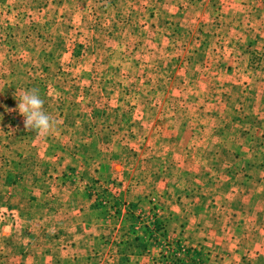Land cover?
Returning <instances> with one entry per match:
<instances>
[{
	"label": "rangeland",
	"instance_id": "374dc122",
	"mask_svg": "<svg viewBox=\"0 0 264 264\" xmlns=\"http://www.w3.org/2000/svg\"><path fill=\"white\" fill-rule=\"evenodd\" d=\"M261 4L0 2V264H23L18 252L28 235L41 238V249L59 252L41 258L43 264H88L84 240L92 235L99 245L105 230L81 228L90 219L78 213L81 208L105 219L106 195L115 202L117 187L148 170L162 184L179 186L197 181L180 177L183 169L226 168L202 159L197 128L213 116L197 107L223 103L220 89H228V74L257 70L264 61V48L251 39L264 29ZM31 88L39 89L44 110L58 121L49 136L27 130L16 110ZM222 200L216 194L205 209L223 207ZM157 238L151 261L162 264L170 238Z\"/></svg>",
	"mask_w": 264,
	"mask_h": 264
},
{
	"label": "crops",
	"instance_id": "0c3cea01",
	"mask_svg": "<svg viewBox=\"0 0 264 264\" xmlns=\"http://www.w3.org/2000/svg\"><path fill=\"white\" fill-rule=\"evenodd\" d=\"M259 1L264 11V0ZM261 16L264 18V13ZM261 29L251 39L264 48ZM228 78V89H220L223 103L218 99L197 107L199 113H208L213 120L199 121L196 138L202 147V159L226 168L199 170L195 174L183 169L180 177L195 176L197 181L195 185L179 186L167 181L162 184L159 174L148 170L132 184L117 187L115 202L106 203L105 219H96L95 211L87 214L81 208L78 213L90 218L83 220L81 228L87 230L95 225L105 230L99 245L93 243L92 235L86 236L83 252L88 264H94L98 256L99 264H153L151 258L159 249L154 240L158 238L144 227L153 214L162 225L164 237L178 239L194 252L191 258L195 264H264V61L257 70H236ZM228 100L232 103L225 105ZM184 134L187 135L185 131ZM144 175L145 181L140 179ZM189 193L193 198L186 197ZM218 193L225 198L221 201L223 207L215 204L212 211H207L206 200ZM112 203L116 213L110 208ZM131 205L139 219L128 218ZM28 236L26 247L18 252L23 264H30L29 258L32 264H43L41 258L56 257L59 253L41 249V238ZM74 240L72 236V244L79 245ZM34 241H39L36 246L32 245ZM73 258L78 255H72ZM50 264L61 263L53 259Z\"/></svg>",
	"mask_w": 264,
	"mask_h": 264
},
{
	"label": "clouds",
	"instance_id": "9594fccd",
	"mask_svg": "<svg viewBox=\"0 0 264 264\" xmlns=\"http://www.w3.org/2000/svg\"><path fill=\"white\" fill-rule=\"evenodd\" d=\"M16 110L24 117L25 128L37 135L46 137L57 129L58 121L44 110V99L38 88L26 89L18 99Z\"/></svg>",
	"mask_w": 264,
	"mask_h": 264
},
{
	"label": "trees",
	"instance_id": "16d2710c",
	"mask_svg": "<svg viewBox=\"0 0 264 264\" xmlns=\"http://www.w3.org/2000/svg\"><path fill=\"white\" fill-rule=\"evenodd\" d=\"M105 199H106V202H109L110 196L107 194ZM106 202H103V203H106ZM112 205H114V206H112ZM112 205L110 206V208H114L113 212L116 213V210H115L116 209V205H115V203L114 204L112 203ZM105 207H106V204H105ZM129 209L132 212L129 213L130 216L128 218L129 219H132V218L139 219L138 215H136L135 211H134L135 210V206L131 205V206H129ZM148 223H149L148 226L146 227V225H144V227L147 230H150V233H153L156 236V238L158 236H161V235H162V237H164L163 236V231H162V225L160 223H158L157 220L154 219V214L152 216V220H149ZM129 226H131V225H129ZM193 253L194 252L191 253L190 251H187V252H185L183 257L180 258V259H172L171 258L170 259V264H185V261H186V263L189 261L188 264H195L193 259L191 258ZM159 260H160L161 263H163L164 262L163 256H160Z\"/></svg>",
	"mask_w": 264,
	"mask_h": 264
},
{
	"label": "built area",
	"instance_id": "2783aa9c",
	"mask_svg": "<svg viewBox=\"0 0 264 264\" xmlns=\"http://www.w3.org/2000/svg\"><path fill=\"white\" fill-rule=\"evenodd\" d=\"M149 221V220H148ZM164 251H162V255L164 258V262L162 264H170V259H180L183 257L185 252L190 251L189 248L184 246L182 243L176 241L170 242V239H165Z\"/></svg>",
	"mask_w": 264,
	"mask_h": 264
}]
</instances>
